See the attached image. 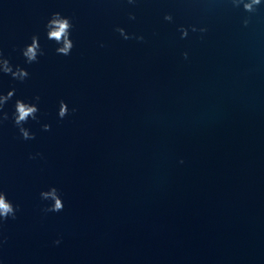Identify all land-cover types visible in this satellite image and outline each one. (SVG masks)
Returning a JSON list of instances; mask_svg holds the SVG:
<instances>
[{"label":"water","instance_id":"95a60500","mask_svg":"<svg viewBox=\"0 0 264 264\" xmlns=\"http://www.w3.org/2000/svg\"><path fill=\"white\" fill-rule=\"evenodd\" d=\"M54 12L73 24L68 56L46 37ZM181 25L208 31L181 39ZM33 35L44 55L28 64ZM0 50L29 73H0V94L15 89L0 191L19 206L0 264H264V5L0 0ZM18 99L39 109L23 125L35 139L12 120ZM51 187L64 208L44 213Z\"/></svg>","mask_w":264,"mask_h":264},{"label":"clouds","instance_id":"9594fccd","mask_svg":"<svg viewBox=\"0 0 264 264\" xmlns=\"http://www.w3.org/2000/svg\"><path fill=\"white\" fill-rule=\"evenodd\" d=\"M126 2L130 5H135L138 0H126ZM233 7H242L244 12L247 13H255L262 5H264V0H230ZM129 19H135V15L129 14ZM164 20L168 22L173 21V16L171 14H165ZM249 23L248 19L243 21L244 26L246 27ZM73 28V24L69 17L63 16L60 12L52 13L51 17L47 20L45 24L46 29V37L48 40L54 41L56 45H58L55 49L58 55L68 56L71 54V51L74 47V43L71 36V30ZM189 30L191 32L196 33L199 32L201 34H205L208 29L206 27L197 28L195 25H190L185 27L183 25L178 27V31L181 33V39L187 38L189 35ZM120 36L124 40L129 39H137L139 41H143V36H135L134 34H128L124 28L117 27L115 29ZM103 47V45H101ZM21 53L25 58V62L28 64H32L38 61V57L44 55V50L42 49L39 36L33 35L31 37V43L25 45L23 49H21ZM184 59H188V53L184 52ZM0 73L10 75L14 80H18L23 82L28 76L29 73L26 69L21 68L20 66H15V68L11 65L10 61L4 57L2 50H0ZM15 93V89H12L7 92L6 95L0 94V124H3L4 121L9 119L8 113L4 111L5 104L13 97ZM34 99L39 102L40 97L36 96ZM15 111L12 114V120L15 126L18 128L21 137L24 140L35 139V134L30 132L29 129L25 128L23 125L27 123L29 119L36 120L37 112L39 111L36 104L26 103L23 100H16L15 102ZM72 112H75L76 109H71ZM69 114L68 105L61 100L59 103L58 117L63 119L66 115ZM44 131H50L51 126L48 124H44L42 126ZM41 155L37 153L36 155H30L29 159H35L36 156ZM183 163V161H181ZM40 197L42 200L51 201V203L42 209L44 213L49 212H60L64 208V204L62 202V198L60 196L59 190L56 187H51L47 191H42L40 193ZM19 210L18 205H13L11 201L6 198V193L0 191V225L3 224L4 221L11 219H16V213ZM60 240L57 239L54 241L55 244H60Z\"/></svg>","mask_w":264,"mask_h":264}]
</instances>
